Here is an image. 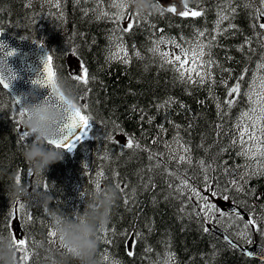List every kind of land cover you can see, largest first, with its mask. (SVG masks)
Wrapping results in <instances>:
<instances>
[{"label": "trees", "instance_id": "16d2710c", "mask_svg": "<svg viewBox=\"0 0 264 264\" xmlns=\"http://www.w3.org/2000/svg\"><path fill=\"white\" fill-rule=\"evenodd\" d=\"M186 2L202 15L183 17L151 8L131 21L130 31H122L128 26L114 19L117 12L105 11H117L109 0H0V26L44 42L57 80L74 90L79 105H88L82 111L92 117L87 135L71 151L61 149L62 160L36 173L22 155L34 137L21 138L28 131L24 117L0 85V234L12 230L18 209L27 241L25 251H17L19 264L47 260L33 246L51 229L33 186L47 184L50 207L71 214L84 210L97 182L100 188L115 186L118 195L108 221L98 228L97 264H168L169 258L171 264H264L208 229L202 199L193 190L239 205L256 221L251 236L264 244V173L250 165L251 157L241 155L238 144L242 114L251 104L249 81L258 73L264 76L258 68L264 64L261 5L259 0ZM153 4L166 9L159 0ZM129 7L134 13L135 7ZM225 15L228 19L221 20ZM198 40L206 45L203 59L214 62L200 70L209 74L204 83L195 82L199 77L194 74L193 82L181 79L178 66L161 55L165 47L190 48ZM120 48L125 56L117 55ZM68 54L88 70L87 85L69 78L74 75ZM241 76L240 93L228 106V90ZM13 183L23 186V195L9 194ZM227 220L226 226L218 222L243 244L236 235L244 232L247 220L237 215ZM25 254L28 260L22 259Z\"/></svg>", "mask_w": 264, "mask_h": 264}, {"label": "clouds", "instance_id": "9594fccd", "mask_svg": "<svg viewBox=\"0 0 264 264\" xmlns=\"http://www.w3.org/2000/svg\"><path fill=\"white\" fill-rule=\"evenodd\" d=\"M128 2L142 12L153 5V0ZM52 94L62 96L66 108L74 110L79 106L76 93L63 80L56 81ZM21 96L16 98L24 113L23 124L34 137L31 143L24 146L22 155L34 172L43 174L49 165L63 159V151L49 141L57 136L65 112L46 98L38 99L35 92L22 93ZM24 192L20 184L9 185L12 197L23 195ZM33 195L49 217L51 231L42 234L33 245L46 255V264H97L96 254L100 245L98 228L109 219L111 208L118 199L117 188L113 185L96 187L87 194L84 210L71 214L50 207L53 196L48 191H35ZM0 264H19L17 248L9 235H0Z\"/></svg>", "mask_w": 264, "mask_h": 264}, {"label": "snow or ice", "instance_id": "6c2138e0", "mask_svg": "<svg viewBox=\"0 0 264 264\" xmlns=\"http://www.w3.org/2000/svg\"><path fill=\"white\" fill-rule=\"evenodd\" d=\"M182 3L184 4V11L179 12L178 14L183 17H187L189 15L196 17L202 15V11L193 10L189 5L187 4L186 0H182ZM259 3L261 5V8L257 9V11L260 13L261 17L264 18V0H259ZM113 7L117 8V13L114 16V19L119 21L122 18H125L127 15V18L130 21H136L138 20L141 15H143L142 11L135 10L134 13H126V9L129 7V4L125 2V0H119V2H114ZM152 9L155 11L163 13L164 11H168L171 13H176V7L170 6L168 8H162L159 4H153ZM102 15H107V13H103ZM221 20L228 19V17L221 16ZM133 27V23H129L127 29H121L122 31H130ZM230 27H235L234 25H230ZM259 27L261 29H264V23H260ZM217 31H219V26L217 28ZM199 37H204V32L198 33ZM215 40V37H212V40L209 41L207 47L211 46L212 41ZM163 42V41H161ZM174 43V41H173ZM0 47H3L2 44H0ZM176 47L181 48V54H177L174 56V58H168L170 54L168 53H161L162 56L166 58V63H177L178 62V68L177 70L180 73L181 79H186L188 82H193V74L199 79L195 82L198 83H204L205 78L207 75H209L206 72H202L199 69L206 68L208 65H211L214 63L212 60L205 61L203 58L205 56V47L203 43H201L199 40L196 42V46L191 49H184L181 45L177 44ZM121 51L126 52V50L121 49ZM153 51H158V48L153 49ZM15 49L7 51L5 55L7 57L14 55ZM138 55V53H137ZM183 56V59H182ZM115 58H119L118 56ZM51 57L47 56L44 60V68L45 72L43 76H40L32 81L34 85H39L41 87L48 86L50 88V95L46 97V99L53 103L57 107L62 108V110L65 112V119L61 123L58 134L55 138L51 139L49 141L50 144L54 145L55 147L63 150L71 151L75 146L76 142L82 139V135L76 134L73 135V133L80 129L81 132L86 131L90 126V121L92 120V117L90 114H86L83 109H87L88 105L83 104L82 106H77L74 110L64 107L63 105V97L62 96H53L52 93L55 92V83H56V73L52 71L51 67ZM189 62L193 67H187L185 62ZM125 62H127L125 60ZM258 68L264 69V64L258 65ZM15 78V74L11 76H5L3 72H0V85H3L4 88H8L10 84V80ZM70 79H74L77 84H84L87 85L89 83L88 80V70L86 68L83 69V74H77L74 76H70ZM94 79V77H93ZM243 80V76H241L236 84H234L229 90H228V96L229 99L226 101V104L228 106H231L235 102L234 94L240 93V81ZM259 85L257 87L256 79L253 80L252 88L250 90L249 99L252 101L254 107H252L248 112H245L242 114L243 118H246L249 123L246 125H243L240 127V137H241V144H248L249 147H247L241 155L248 156L251 158L256 157H264V76L258 77ZM17 103L19 104V101L17 99ZM19 114L21 116L24 115L23 110L19 109ZM259 125V135H257V126ZM244 136H247V140H244ZM31 136L29 131H23L22 132V139L28 140ZM235 143V141L233 142ZM134 146L133 140L130 138L127 142V147L131 148ZM139 146L138 144L136 145ZM187 151V149H185ZM184 157H181V160H184ZM203 163V162H201ZM261 168H264V165H260ZM256 174V173H252ZM19 176H17V182H19ZM235 184V181L232 182ZM184 184H187V181H184ZM36 191H47V184L43 185H34L33 186ZM97 188H99V182H97ZM215 195V193H213ZM203 199V197H201ZM227 199V197H225ZM21 208H24V205H20ZM217 211L215 205L205 202L204 204V212L206 215L211 217L215 212ZM220 215H224L223 212L220 213ZM19 221L14 220L13 225H18ZM255 220L248 221V225H255ZM246 225L245 227L247 228ZM208 229L205 228V231ZM2 235V234H0ZM9 237L15 244L17 251L24 252L25 246L27 241L23 238L21 234V230L18 227H13L12 230L9 232ZM238 236L242 239L246 240L247 244H252V239L248 235L247 232L238 233ZM226 240H229L228 237H225ZM230 245L233 244L231 240H229ZM235 247H240V245L237 243L234 245ZM129 255H132L131 252H129ZM246 255L253 256L255 255L254 252L246 251ZM260 258L264 259V252L260 254ZM22 259L28 260V255H23ZM116 264V262H114ZM168 264H171V259H169Z\"/></svg>", "mask_w": 264, "mask_h": 264}, {"label": "water", "instance_id": "95a60500", "mask_svg": "<svg viewBox=\"0 0 264 264\" xmlns=\"http://www.w3.org/2000/svg\"><path fill=\"white\" fill-rule=\"evenodd\" d=\"M0 44L3 45V47H0V72H3L5 76L15 74V78L10 80L9 87L6 89L13 95L16 103V97L21 96L22 93L35 92L38 99L48 97L50 95L48 86L41 87L32 83L34 79L43 76L45 72L44 60L48 56L45 47L35 41L15 36L5 29L0 30ZM13 49H15L14 55L7 57L5 53ZM21 99H24V97L21 96ZM52 102L54 103L55 101L53 100ZM18 106L21 107L20 104ZM83 133L80 129H77L73 135H82ZM227 209L233 214H241L247 217V214L236 205H228ZM211 230L221 235L224 239L228 237L233 242V246L237 244L226 232L218 227L211 226ZM229 240L226 241L229 243ZM235 248L245 255L246 251L254 252L255 255L249 257L264 261V259L260 258V254L264 252V246L259 243Z\"/></svg>", "mask_w": 264, "mask_h": 264}, {"label": "rangeland", "instance_id": "374dc122", "mask_svg": "<svg viewBox=\"0 0 264 264\" xmlns=\"http://www.w3.org/2000/svg\"><path fill=\"white\" fill-rule=\"evenodd\" d=\"M164 2L168 6H173L174 5L176 8L182 9L184 7V4L182 3V0H164ZM164 53L170 54V56L168 58H174L175 55L181 54V52H179L177 50H173V49H168V50L164 51ZM182 59H183V56H182ZM69 63H70V68H71V70H72V72L74 74H80V73H82L81 64H80V62L76 58H71ZM185 63H186V66L187 67H193L189 62L186 61ZM176 64L178 65V62ZM261 76L262 75L260 74L258 77H261ZM258 77L257 78H254V79H256L257 87L259 85ZM253 80H252V83H251V88H252ZM252 107H254L253 103L251 104L250 109ZM248 111H246V112H248ZM248 123H249V121L246 118H243L240 127L243 126V125H246ZM240 127H239V135H240ZM257 135H259V125L257 126ZM244 140L245 141L247 140V136H244ZM239 141L241 143V137L240 136H239ZM247 147H249L248 144H243L242 145V151H244ZM180 150L182 151V153H185L183 147H181ZM252 159L253 160H252V162L250 161V165L252 167H254V168L256 166L258 169H260L264 173V168H261L260 167V165H264V157H256V158H252ZM206 202L215 205V207L217 209V211L210 218L216 219L217 221H222V222H225L226 221V222H228V220H227V216H228L227 214L228 213L225 210L226 205L229 203L228 200L219 199L216 196H209V197L206 198ZM221 212H223L224 215H220ZM18 221H19V224L16 225V226L19 228V226H20V220H18ZM249 226H252V225H249ZM249 226H247V228L246 227H243L244 232H245V230H248ZM252 229L253 228H251V230ZM251 230L250 229L248 230V234L251 233ZM53 238L55 239V237H53ZM239 239H241L242 241H246L245 239H242L241 237H239Z\"/></svg>", "mask_w": 264, "mask_h": 264}, {"label": "bare ground", "instance_id": "6f19581e", "mask_svg": "<svg viewBox=\"0 0 264 264\" xmlns=\"http://www.w3.org/2000/svg\"><path fill=\"white\" fill-rule=\"evenodd\" d=\"M232 1V0H231ZM83 3V2H82ZM229 4V3H228ZM82 6V5H81ZM79 13V12H78ZM76 15V14H75ZM79 16V15H78ZM244 21V20H243ZM239 32H241V31H239ZM246 40V39H245ZM245 43V42H244ZM250 43V42H249ZM246 44V43H245ZM233 46V45H232ZM237 47V46H236ZM255 48V47H254ZM230 50V49H229ZM230 51H232L233 52V50L231 49ZM244 51H245V49H244ZM257 51V50H256ZM250 52V51H249ZM242 53V52H241ZM237 54V53H236ZM248 57V56H247ZM262 62V61H261ZM258 65H260L259 63H258ZM248 90V89H247ZM147 97V96H146ZM147 100V99H146ZM90 126H91V122H90ZM90 126H89V128L85 131V133H84V137L87 135V133H88V131H89V129H90ZM83 137V138H84ZM150 142V141H149ZM238 144H239V146H241L242 147V144L240 143V141L238 140ZM125 155V154H124ZM230 157V156H229ZM155 159V158H154ZM23 162V161H22ZM136 163V162H135ZM148 164V163H147ZM25 166V165H24ZM26 167V166H25ZM15 171V170H14ZM13 171V172H14ZM19 171V170H18ZM37 175V174H36ZM17 176H18V174H17ZM24 176V175H23ZM25 177V176H24ZM13 178V177H12ZM42 179V178H41ZM177 190V189H176ZM162 192V191H161ZM263 206V205H262ZM259 207V206H258ZM7 209V208H6ZM244 212L247 214V215H249L245 210H244ZM193 215V214H192ZM259 215H261V214H259ZM38 219V218H37ZM105 224V223H104ZM38 225L40 226V228H42V229H44L46 226H45V223H38ZM49 225V224H48ZM36 226V225H35ZM104 227V226H103ZM107 227V226H106ZM50 228V227H49ZM226 228V227H225ZM256 228V227H255ZM185 229V228H184ZM227 229V228H226ZM36 230V229H35ZM39 230V229H38ZM49 230V229H48ZM110 230H111V228H110ZM186 230V229H185ZM251 230V229H250ZM49 231H51V229L49 230ZM190 231V230H189ZM194 231V230H193ZM192 231V232H193ZM244 231V230H243ZM187 232V231H186ZM186 232H185V234H186ZM255 232V231H254ZM183 233V232H182ZM247 233H248V231H247ZM252 233V232H251ZM248 234V235H252V234ZM226 234L233 240V241H235L236 243H238L240 246H242V247H246V246H248V245H250V244H247L246 243V241H242L243 242V244L241 243V242H239L238 240H237V238H234L231 234H229L227 231H226ZM237 237H239L238 235H236ZM108 239V238H107ZM251 239H252V244H254V243H260V242H258L257 240H255L254 239V237H252L251 236ZM209 240V239H208ZM225 240V239H224ZM240 240V239H239ZM170 241V240H169ZM226 241V240H225ZM155 242V241H154ZM227 242V241H226ZM209 243V242H208ZM180 244V243H179ZM169 245V244H168ZM170 246V245H169ZM148 247V246H147ZM157 247V246H156ZM180 247V246H179ZM149 248V247H148ZM235 248V247H234ZM147 249V248H146ZM169 249V248H168ZM203 249V248H202ZM236 249V248H235ZM104 250V249H103ZM237 250V249H236ZM146 251V250H145ZM169 251V250H168ZM239 251V250H238ZM165 252V251H164ZM188 252V251H187ZM203 252V251H202ZM240 252V251H239ZM176 253V252H175ZM108 254V253H107ZM243 254V253H242ZM100 255V254H99ZM164 255V254H163ZM245 255V254H244ZM101 256V255H100ZM201 256V255H200ZM145 257V256H144ZM159 257V256H158ZM168 257V256H167ZM249 257V256H248ZM106 258V257H105ZM149 258V257H148ZM169 258V257H168ZM251 258H254V257H251ZM107 259V258H106ZM106 259H105V261H106ZM158 259V258H157ZM170 259V258H169ZM255 259H257V258H255ZM172 260V259H171ZM175 260V259H174ZM259 261H261V262H264L263 260H260V259H258ZM150 261V260H149ZM161 261V260H160ZM147 262V261H146ZM159 262V261H158ZM151 263V262H150ZM105 264V263H104Z\"/></svg>", "mask_w": 264, "mask_h": 264}, {"label": "flooded vegetation", "instance_id": "af4514ba", "mask_svg": "<svg viewBox=\"0 0 264 264\" xmlns=\"http://www.w3.org/2000/svg\"><path fill=\"white\" fill-rule=\"evenodd\" d=\"M250 236V235H249ZM251 237V236H250ZM244 242V241H243Z\"/></svg>", "mask_w": 264, "mask_h": 264}]
</instances>
